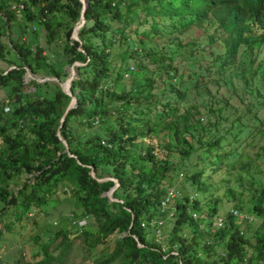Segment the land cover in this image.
<instances>
[{"label":"trees","instance_id":"1","mask_svg":"<svg viewBox=\"0 0 264 264\" xmlns=\"http://www.w3.org/2000/svg\"><path fill=\"white\" fill-rule=\"evenodd\" d=\"M85 2L73 39L80 0H0V59L14 64L0 67V238L59 190L78 207L69 223L93 222L74 235L96 264H264V0ZM73 61L70 94L23 80L27 67L63 81ZM219 187L233 204L216 226ZM231 209L262 219L248 232ZM58 235L52 249L33 235L13 264L62 263L71 235Z\"/></svg>","mask_w":264,"mask_h":264},{"label":"rangeland","instance_id":"2","mask_svg":"<svg viewBox=\"0 0 264 264\" xmlns=\"http://www.w3.org/2000/svg\"><path fill=\"white\" fill-rule=\"evenodd\" d=\"M29 26L30 23H28L25 28L23 35L25 37L27 35H31ZM38 40L40 41V38H38ZM53 57L54 55H51V58ZM6 66H14V64H7L6 61L0 59V67L4 68ZM63 66L68 69L69 65L65 64ZM25 68L27 67H24V81H28L29 79L33 78L37 79V81L45 80L52 84L57 83L56 80L50 78L52 75H47L42 71L32 73L28 68L26 71ZM25 87H27L28 90L31 88V85H26L24 86V88ZM3 88L5 89V87H0V90H3ZM149 141L155 142V137H140L139 141L137 142V146H144ZM155 150L157 149L155 148ZM22 178V175L13 178L8 184V187L14 188V186L19 184ZM216 192L218 193L219 197L217 202L219 209L218 212L210 218L213 221L217 220V218H215L216 215H220L224 219L225 213L229 212L233 204L232 198L222 192L221 187H219ZM74 210L77 212L78 207L73 203L72 198L69 197L68 192L67 194L63 195L59 192V190H57L56 193H54V197H50L43 205H41V209L35 211L31 210L29 212V216L21 218V220L13 227L12 232L3 231L0 238V263L13 264L20 254H23L22 256L26 258L30 252L38 249L36 242L32 240L33 235H35L37 239L46 238L49 242H52L48 247V249H52V246L61 239L60 235L53 237L52 234L56 228H60L62 231L65 230L66 234L68 233L69 235H71V246L70 251L65 257L64 261L62 263L54 262L53 264H96L95 258L96 256H98V254H100V251L97 249V247L89 244L90 241L85 242L81 238V236L74 235V228H78L80 226H88L89 228H93V222L90 219L84 217L78 218L76 222H74V224L73 221L69 223L68 215L71 211L73 212ZM171 212L172 210H169L166 218L170 216ZM231 212L233 213L232 210ZM202 213L203 214H201V217H203L204 219H207L209 217L205 212L202 211ZM192 214L194 217L200 215L197 211H192ZM237 214L238 216H243L244 218H247L249 220L246 226L248 232H251L262 219V214L256 213L252 209L246 211H238ZM166 220L167 219L162 220L161 223H152L147 233V237H160L162 230H164V225L165 223H167ZM221 224L222 221H220L219 224H216V226H220ZM57 234L60 233L57 232ZM63 240H65V238ZM99 247H102V244H99ZM103 251L105 252V247ZM18 264H24V261L20 260Z\"/></svg>","mask_w":264,"mask_h":264},{"label":"water","instance_id":"3","mask_svg":"<svg viewBox=\"0 0 264 264\" xmlns=\"http://www.w3.org/2000/svg\"><path fill=\"white\" fill-rule=\"evenodd\" d=\"M80 1H81L80 15H79V18H78L77 22L73 25V27H72V29H71V32H70V36H71L73 39H78V37H77V28L82 24V22H83V20H84L83 15L81 14V11H83V9H84V7H85V5H86V2H85V0H80ZM77 63H79V62H78V61H73V62L68 66V74H67V76L64 78L63 81H58V79H57L55 76H51V77H50L51 79L56 80L57 83H58V85H59V87H60V89H61L63 92L67 93V94H70V90H69V88H68V85H69V81L71 80V78L73 77V74H74V67H73V66H74L75 64H77ZM9 67H12V66H8V68H9ZM25 70L27 71V68H25ZM28 72H29V71H28ZM35 80H37V79H35ZM74 102H75V98H74V96H73V95H70V98H69V100H68V102H67V104H66V106H65V108H64V110H63V112H62V114H61V116H60V118H59V121H60V122L63 120L64 114L66 113V110H67L69 107L73 106V105H74ZM55 133H56V135L61 139V142L63 143L64 148H66V147H67V146H66V141L60 136L58 128L56 129ZM89 173H90L91 175H93V171H92V169H90ZM106 178H110V179L112 178V179L114 180V183L109 187V189H108L107 191L104 192V194H106L107 197H108L109 199H115V197H112V196H111V191H112V189L117 185V180H116L115 178H113V177H110V176L99 177V178H97V179H98V180H103V179H106Z\"/></svg>","mask_w":264,"mask_h":264},{"label":"built area","instance_id":"4","mask_svg":"<svg viewBox=\"0 0 264 264\" xmlns=\"http://www.w3.org/2000/svg\"><path fill=\"white\" fill-rule=\"evenodd\" d=\"M18 8L22 7V3H17L16 4ZM12 7H14V5H12ZM174 194V191L172 190V188H169L165 194V196L163 197V199L160 201V211H163L165 210L167 207H166V204L168 202V200L170 199V197ZM171 210V209H170ZM233 211V214H237V210L236 209H231ZM169 212V211H168ZM167 212V213H168ZM171 214V213H170ZM238 215V214H237ZM217 220L216 221H213V223L216 225V224H219L220 221H221V217L220 216H217L216 217ZM161 221L160 220H157V223H160Z\"/></svg>","mask_w":264,"mask_h":264}]
</instances>
